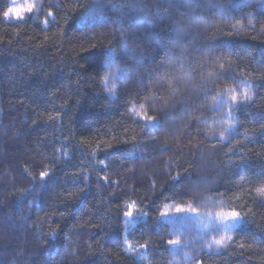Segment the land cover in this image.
<instances>
[{
    "label": "trees",
    "instance_id": "obj_1",
    "mask_svg": "<svg viewBox=\"0 0 264 264\" xmlns=\"http://www.w3.org/2000/svg\"><path fill=\"white\" fill-rule=\"evenodd\" d=\"M36 3L0 15V213L35 255L8 264H264V0ZM189 205L238 211L232 238Z\"/></svg>",
    "mask_w": 264,
    "mask_h": 264
},
{
    "label": "snow or ice",
    "instance_id": "obj_2",
    "mask_svg": "<svg viewBox=\"0 0 264 264\" xmlns=\"http://www.w3.org/2000/svg\"><path fill=\"white\" fill-rule=\"evenodd\" d=\"M18 4L16 2V0H12V6L7 7L6 9L3 10L2 13H0V15H2L5 19H9V18H13V19H17V20H21L24 19L26 15L32 14L33 12L38 10V4L35 2V0H32V7L29 8L27 11H17L18 9ZM48 16H52L53 17V21L55 20V17L53 15V13L51 11L48 12L47 14ZM49 21L48 19H45L43 21V24L45 27H47ZM249 23H251V21H249ZM220 67H223V65H221ZM209 77H211L213 75V73L209 72ZM104 81L107 82V74L104 76ZM171 81H169V85L171 86ZM114 88V86H113ZM113 89H109V91H112ZM224 91L227 92L228 95V100L231 101L232 104H236L248 99H251V93L250 91L245 88L243 90L242 93H237V91L234 88H228L225 89ZM217 99L218 97H214L213 98V104L217 103ZM145 105L141 104L139 106L140 110H135V108L133 109L135 111V115H137L138 117H140L141 119H144L146 121H148L149 123H154L157 120V117L152 116V115H147L143 109H144ZM220 137L224 138V133L221 132L220 133ZM101 164H103V161L100 162ZM40 177L41 180L45 179L48 175L49 172L48 171H41L40 172ZM104 179H107V177H105ZM257 195L264 197V188H258L257 189ZM134 208H135V203H131L128 205V210L124 213V215L126 217L131 218L134 215ZM190 212V213H194L197 214L198 213V209L195 207H192L191 205H189L188 208H184L182 206H176L174 209L175 213H183V212ZM170 209L168 205H165V210L160 212V216L161 217H166L169 215ZM209 215H213V213H209ZM215 217H216V221L220 222V223H224L227 222L229 220H237L241 217V214L236 211V210H229V211H224L223 209L216 211L214 213ZM225 225V230L227 229V227H230V225H228L227 223H224ZM208 225H205V227H207ZM232 237L230 235H221L219 238L213 237L212 238V243L207 245V247L211 248L213 244L215 245H222L224 244V242L226 240H230ZM126 244H129V247L125 249V251H130L135 253L137 251V249L135 247H132L130 242L126 239L125 240ZM167 244L171 247H177L181 245V238H180V234H177L176 236H174V238H171L169 240H167ZM141 247H147V242H145V244L141 245Z\"/></svg>",
    "mask_w": 264,
    "mask_h": 264
},
{
    "label": "rangeland",
    "instance_id": "obj_3",
    "mask_svg": "<svg viewBox=\"0 0 264 264\" xmlns=\"http://www.w3.org/2000/svg\"><path fill=\"white\" fill-rule=\"evenodd\" d=\"M17 4H21L23 2V0H16ZM36 2V0H35ZM184 115H181L179 118H177L175 120V123H173L171 126H177V124H182L183 120H184ZM165 125L169 128L168 126V122H165ZM4 156L7 157V154L5 152ZM144 175V174H142ZM140 176V175H139ZM199 185V184H197ZM176 215H185L189 218H191L196 226L198 228H201L203 230H209L206 231L208 233L212 232V236H215L216 234H218L219 236L221 235H227V233H229L231 230H233V228L235 226H237L239 219L237 220H229L227 222L228 225H230V227H227V229L225 230V225L224 223H220L216 221V217L215 215H211L208 217H202L199 214H194V213H190V212H183V213H175ZM133 217L128 218V222L133 223ZM6 215L3 216L0 213V249H4V248H8L9 246H14L17 247V250L13 249V250H7L5 249L3 254H0V264H8V262L11 261V257L12 256H16L17 254H19V258H22L23 260H26L24 258L28 257L29 259H34L35 255L34 254H30L29 251L31 250L30 247L24 252V249L21 250V246L18 247V245L21 243V238H18L17 236H19V234L21 233V231L17 232L16 229L14 228V223L10 221V218L7 217L6 219ZM5 220V221H4ZM183 224V223H181ZM205 225H208L207 227H205ZM21 230V229H20ZM24 243V241H22ZM226 242V241H225ZM129 247V246H128ZM30 249V250H29ZM17 251H22V252H18ZM34 253V252H33ZM143 258V256H142Z\"/></svg>",
    "mask_w": 264,
    "mask_h": 264
},
{
    "label": "clouds",
    "instance_id": "obj_4",
    "mask_svg": "<svg viewBox=\"0 0 264 264\" xmlns=\"http://www.w3.org/2000/svg\"><path fill=\"white\" fill-rule=\"evenodd\" d=\"M32 7V0H23L21 4H19L17 11H27L29 8ZM212 240H209L206 242V247L207 245L211 244Z\"/></svg>",
    "mask_w": 264,
    "mask_h": 264
}]
</instances>
